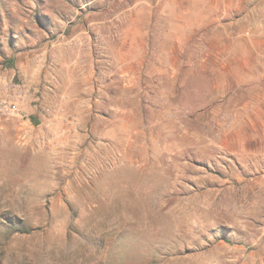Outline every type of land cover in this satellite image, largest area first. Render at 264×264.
<instances>
[{
    "label": "rangeland",
    "instance_id": "1",
    "mask_svg": "<svg viewBox=\"0 0 264 264\" xmlns=\"http://www.w3.org/2000/svg\"><path fill=\"white\" fill-rule=\"evenodd\" d=\"M0 264H264V0H0Z\"/></svg>",
    "mask_w": 264,
    "mask_h": 264
}]
</instances>
